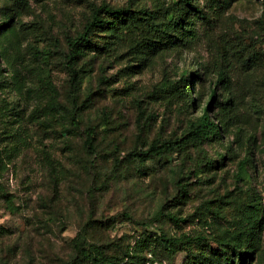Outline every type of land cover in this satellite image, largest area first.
I'll return each instance as SVG.
<instances>
[{"label":"rangeland","instance_id":"rangeland-1","mask_svg":"<svg viewBox=\"0 0 264 264\" xmlns=\"http://www.w3.org/2000/svg\"><path fill=\"white\" fill-rule=\"evenodd\" d=\"M171 1L0 0V264H193L219 250L210 236L256 202L258 249L248 264H264V0L214 13L194 0L207 19L183 41L140 57L131 36L99 30L97 49L78 61L77 85L68 75V40L94 8L155 10ZM199 63L200 96L189 103L178 86L182 71L190 76ZM210 88L220 101L233 99L236 117L222 138L195 139ZM89 130L92 150L84 143ZM167 141L177 147L148 154ZM246 155L253 162L238 179ZM78 233L86 251L95 246L110 262L88 252L70 261ZM161 233L208 239L171 254Z\"/></svg>","mask_w":264,"mask_h":264},{"label":"trees","instance_id":"trees-1","mask_svg":"<svg viewBox=\"0 0 264 264\" xmlns=\"http://www.w3.org/2000/svg\"><path fill=\"white\" fill-rule=\"evenodd\" d=\"M237 0H206V7L209 12L214 13L225 8H228L232 2ZM156 6H158L156 4ZM207 13L198 5L194 0H173L168 7H157L155 10L143 7H112L108 5H101L92 11L91 19L85 24L83 31L75 37L68 40L67 53H66V67L68 75L74 85H77L80 80V73L77 70L78 61L81 60L86 50L97 49L95 40L96 32L103 30L112 35L119 34L125 38L131 36V49H134L136 57L148 55L150 52H155L167 45L168 42L175 43L183 41L184 35L191 32L189 28L195 24L197 19H207ZM259 22L264 27V13ZM174 40H176L174 42ZM195 73L192 75L184 76L183 70L181 74V86H178V92H181L191 103L199 97V93L195 91V83L201 79V73L198 70L201 64H196ZM221 79L220 81H222ZM219 81V82H220ZM184 86L185 89L181 87ZM58 101H54L47 107H54ZM217 107L218 111L215 115L210 114L213 107ZM202 109V114L197 118V122L193 127L192 135L195 139H205L209 136H217L219 139L224 136L227 127L233 124V117L235 105L233 99L229 96H224L223 100H219L216 95V90L210 88L209 98L204 106L199 104ZM76 109V108H75ZM72 123L78 127L79 122L74 114L71 115ZM93 133L89 130L86 133L85 145L88 149L92 150ZM177 147V142L167 141L163 144L156 145L152 143L148 149V154H161L164 150H174ZM225 154L217 155L218 159H224ZM252 157V156H251ZM249 155L244 156L239 161L237 169L238 179L246 177L247 167L253 159ZM219 163V162H218ZM259 203L249 205L248 209L242 208L235 216L236 222L232 228H224L221 232L210 236V239L216 242L220 249L215 252L203 251L199 257L194 259L193 264H248L249 260L254 257L258 247L257 223H259ZM243 206V205H242ZM198 223L208 224L210 222L198 216ZM172 219H177L171 216ZM206 234H186L180 236H168L161 233L157 240L162 246L164 252L174 254L183 245L191 241H204L207 240ZM72 256L70 261L85 260L87 252L89 257L92 256L94 261L100 260L109 263L110 261L106 256L101 253L97 247L93 246L96 250L91 252L84 249L85 237L82 233L72 240ZM91 246V245H90ZM98 246V245H97ZM84 257V258H83ZM73 259V260H72ZM118 261L123 259L117 258ZM117 262H113L116 264Z\"/></svg>","mask_w":264,"mask_h":264}]
</instances>
